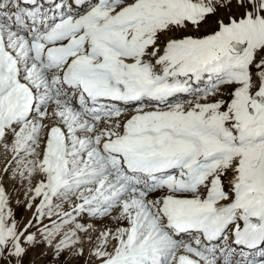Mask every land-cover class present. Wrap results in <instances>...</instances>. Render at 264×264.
I'll return each mask as SVG.
<instances>
[{"label":"snow or ice","instance_id":"obj_1","mask_svg":"<svg viewBox=\"0 0 264 264\" xmlns=\"http://www.w3.org/2000/svg\"><path fill=\"white\" fill-rule=\"evenodd\" d=\"M264 264V0H0V264Z\"/></svg>","mask_w":264,"mask_h":264},{"label":"rangeland","instance_id":"obj_2","mask_svg":"<svg viewBox=\"0 0 264 264\" xmlns=\"http://www.w3.org/2000/svg\"><path fill=\"white\" fill-rule=\"evenodd\" d=\"M49 264H51V262H49Z\"/></svg>","mask_w":264,"mask_h":264}]
</instances>
